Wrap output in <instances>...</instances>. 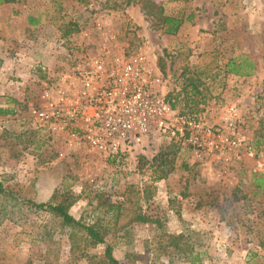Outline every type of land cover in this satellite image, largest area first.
<instances>
[{"label":"rangeland","instance_id":"obj_1","mask_svg":"<svg viewBox=\"0 0 264 264\" xmlns=\"http://www.w3.org/2000/svg\"><path fill=\"white\" fill-rule=\"evenodd\" d=\"M157 7H163L164 14L192 13L193 18L185 20L182 31L168 34L160 26ZM11 14H16L15 20L0 25V103L15 99L11 103L17 114L0 120V177L9 187L45 201L65 185L77 196L70 212L89 219L94 210L90 198L96 191L119 200L127 185L135 183L144 191L139 203L157 221L130 223L129 216L122 218L130 232L114 238V255L121 264H190L187 256L161 250L159 244L168 233H183L180 245H194L203 252L202 264H264V187L253 182V160L236 158L227 148L200 157L184 140L174 168L158 178L150 163L166 141L128 149L115 162L77 138L61 134L54 139L52 129L34 127L27 115L29 101L42 98L44 77L37 70L38 61L51 56L44 64L62 70L81 41L97 42L104 31H114L120 47L142 41L149 45L166 94L179 92L183 97L184 91H191L190 81L196 83L197 115L220 122L226 107L236 104L242 114L240 130L264 149V0L0 4L2 17ZM29 15L41 20L35 28L28 24ZM71 21L80 30L66 36ZM241 54L259 61L250 75L227 70V62ZM70 244L69 228L51 221L48 213L27 212L20 220L0 214V264H89L77 258V252L72 254ZM80 246L85 247L83 241ZM103 249L98 244L87 251L102 254Z\"/></svg>","mask_w":264,"mask_h":264},{"label":"built area","instance_id":"obj_2","mask_svg":"<svg viewBox=\"0 0 264 264\" xmlns=\"http://www.w3.org/2000/svg\"><path fill=\"white\" fill-rule=\"evenodd\" d=\"M41 92L40 101H29L27 115L34 127L52 129L54 139L64 134L110 156L179 136L197 156L227 148L253 160L254 171L264 175V149L240 130L237 105H228L216 123L174 108L146 42L120 47L117 32L104 31L97 42L79 43Z\"/></svg>","mask_w":264,"mask_h":264},{"label":"trees","instance_id":"obj_3","mask_svg":"<svg viewBox=\"0 0 264 264\" xmlns=\"http://www.w3.org/2000/svg\"><path fill=\"white\" fill-rule=\"evenodd\" d=\"M16 0H0V4ZM133 0H126L131 3ZM163 7H157V12L160 16V26L164 32L168 34H176L180 30L186 19H192L193 14H164ZM30 24H35L40 21L39 17L34 15L28 16ZM80 30V26L76 21H71L65 28L64 35H71ZM162 59V58H161ZM37 70L44 77L45 81L52 75L54 69L44 62L38 61ZM161 65L163 67L162 61ZM227 70L237 75H250L258 67L259 61L251 58L247 54H241L238 57H232L226 64ZM191 91H184L183 97L179 92H168L167 98L174 108H177L182 113L191 114L197 111V99L194 98L195 91H198L196 83L191 80ZM44 88V87H43ZM180 103V108L178 106ZM188 108V110H186ZM14 112V108L9 105H0V115H8ZM184 138L173 136L168 139L161 147L160 151L151 160V165L156 172H159L158 178H163L167 172L174 168V160L178 151L181 149ZM124 153L108 156L112 161L118 162L121 160ZM142 166V165H140ZM162 172V173H161ZM4 176L0 177V214L5 218L12 220H20L27 212H42L48 213L49 219L59 223V226L69 228L70 250L72 254L77 252V258H86L89 264H121L119 259L114 255L115 242L117 236L129 234L130 230H126V223L121 220L124 216H129L130 223L135 222H156L157 220L150 214L146 213L143 206L139 203L141 196H144V191H141L135 183H129L121 199L110 200L106 198L104 191H96L94 196L90 198L91 204L94 206L91 217L77 218L70 212V207L77 200V196L67 190L66 186L57 187L53 190L48 200L37 201L36 199L21 195L19 190H14L6 184ZM253 182L260 187H264V175L256 173L253 177ZM137 195V198L133 195ZM134 196V197H133ZM27 211V212H26ZM128 214V215H127ZM46 225H43L45 227ZM48 231L45 229L44 233ZM185 238L183 233H168V238L159 245L161 250L172 249L177 254L187 256L190 264H202L201 255L203 252L194 249V245L186 244V247L180 245L179 241ZM81 241L85 247H81ZM98 244H103L104 249L102 254L91 253L87 251L88 247H93ZM87 247V248H86ZM163 252V253H166ZM173 257V255H169ZM168 256V257H169ZM46 262V260H45ZM76 264V263H75ZM156 264V263H153ZM169 264H175L174 261Z\"/></svg>","mask_w":264,"mask_h":264},{"label":"crops","instance_id":"obj_4","mask_svg":"<svg viewBox=\"0 0 264 264\" xmlns=\"http://www.w3.org/2000/svg\"><path fill=\"white\" fill-rule=\"evenodd\" d=\"M11 2H13V1H10V2H5V3H2L3 5H8V4H10ZM15 16H16V14H14ZM14 15L13 14H11L10 16H4V17H2L1 15H0V25L2 24V25H4V26H6L7 25V22L9 21V22H12L13 20H15L14 19ZM39 22H41V20L39 21ZM38 22V23H39ZM28 24H30V22L28 23ZM185 24H186V21H184V23H183V25L181 26V28H180V30L178 31V32H180V31H182L183 30V28H184V26H185ZM37 26V23H35V24H31V27L32 28H35ZM8 28H11V25H9L8 26ZM84 41H86V39L84 40ZM82 42V41H81ZM47 55V54H46ZM32 58H33V56H32ZM47 58V57H46ZM46 58H43V59H41L42 61L41 62H47V63H50L51 62V56H49V58L48 59H46ZM46 59V60H45ZM53 66V65H52ZM15 99H9L8 100V104H2V103H0V105H5V106H7V105H9L11 108H14V112L13 113H11V114H8V115H0V120H4V118H14V117H16V108L14 107V104H12L11 102L12 101H14Z\"/></svg>","mask_w":264,"mask_h":264}]
</instances>
